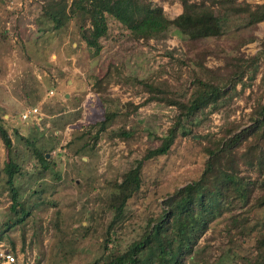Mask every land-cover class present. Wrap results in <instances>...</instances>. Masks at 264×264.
<instances>
[{
	"label": "rangeland",
	"instance_id": "374dc122",
	"mask_svg": "<svg viewBox=\"0 0 264 264\" xmlns=\"http://www.w3.org/2000/svg\"><path fill=\"white\" fill-rule=\"evenodd\" d=\"M51 1L0 0V117L11 132L18 131L33 142L29 146L13 135V158L23 167L24 173L16 181L22 200L38 204L24 226L5 233L0 251L12 254L14 264H95L105 252L102 223L112 217L102 200L113 182L143 159L147 150L160 146L155 138L168 131L176 110L158 103L142 105L131 117L128 128L138 131L129 143L102 138L90 150L88 138L83 136L104 119L107 106L118 100L139 105L147 99V94H138L136 78L169 76L173 85L180 87L174 77L179 72L176 60L193 48L183 44L174 30L165 38L142 35L135 39L110 17L109 37L95 56L81 40L74 21L57 33L38 31L36 14ZM154 1L171 18L182 12L177 0ZM248 1L259 4L264 0ZM256 36L257 41L241 50L249 57L260 50L264 23ZM199 56L208 68L223 65L207 46ZM181 69L183 82L188 69ZM260 102H264V61L251 68L244 83L237 84L230 107L195 129L197 141L179 138L169 155L144 163L143 187L129 201L124 229L119 232L121 250L143 234L148 219L161 213L170 193L199 178L205 163L203 146L232 123L247 120L251 108ZM31 107L39 109L43 120L22 121L23 112ZM35 150L51 160L48 172L40 169ZM5 161L7 151L0 139V230L10 216L11 205L2 172ZM33 190L43 193L30 197ZM90 219L91 229L83 230L81 226L90 225ZM223 227H215L200 242L202 248L209 245L207 254L213 261L224 247ZM108 246L113 248L112 243Z\"/></svg>",
	"mask_w": 264,
	"mask_h": 264
},
{
	"label": "trees",
	"instance_id": "16d2710c",
	"mask_svg": "<svg viewBox=\"0 0 264 264\" xmlns=\"http://www.w3.org/2000/svg\"><path fill=\"white\" fill-rule=\"evenodd\" d=\"M177 1L182 12L174 18L154 0H52L36 14L35 24L41 34L57 33L74 21L81 40L95 56L100 55L109 37L110 17L135 39L142 35L165 38L174 30L183 44L193 48L176 60L179 72L182 67L188 69V78L183 82V73L175 72L180 87L173 85L169 76L136 78L138 94H147V99L139 105L118 100L107 106L104 119L83 136L88 138L86 147L90 150L102 138L129 143L138 131L128 128L131 117L142 105L158 103L176 110L171 127L161 138H155L160 146L147 150L143 159L113 182L102 200L112 217L102 223L105 252L95 264H264V102L251 108L247 120L232 123L203 146L205 163L199 178L170 193L162 203L161 213L148 219L143 234L125 250L120 248L118 236L124 229L127 206L143 187L144 163L169 155L179 138L197 141L195 129L230 107L237 84L244 83L251 68L264 61V40L256 54L249 57L241 52L246 44L259 39L256 32L264 23V1ZM206 46L223 61L222 66L211 69L205 65L199 51ZM5 124L0 117V139L7 151L2 172L11 205L10 216L0 230V241L13 227L24 226L38 207L30 199L22 200L16 184L24 172L13 158V135L29 146L33 142L18 131L11 132ZM35 154L40 169L48 172L51 160H47V154L40 150ZM42 193L43 190H33L30 197ZM56 213L60 221L61 211ZM90 222L82 229L90 230L93 221ZM220 225H224L225 243L220 257L213 261V256L207 254L209 245L202 248L200 242ZM110 243L113 248H109Z\"/></svg>",
	"mask_w": 264,
	"mask_h": 264
},
{
	"label": "built area",
	"instance_id": "2783aa9c",
	"mask_svg": "<svg viewBox=\"0 0 264 264\" xmlns=\"http://www.w3.org/2000/svg\"><path fill=\"white\" fill-rule=\"evenodd\" d=\"M38 115L39 110L37 108H29L23 112L21 119L22 121H28L33 118L35 121H39V119L37 118ZM0 261V264H14L16 262V259L10 253L6 251H0Z\"/></svg>",
	"mask_w": 264,
	"mask_h": 264
},
{
	"label": "crops",
	"instance_id": "0c3cea01",
	"mask_svg": "<svg viewBox=\"0 0 264 264\" xmlns=\"http://www.w3.org/2000/svg\"><path fill=\"white\" fill-rule=\"evenodd\" d=\"M31 108H37V107H31ZM30 108V109H31ZM29 109V108H28ZM38 109V108H37ZM39 110V109H38ZM40 117V120H43V115L39 112V115L37 116V118L39 119ZM33 119V118H32Z\"/></svg>",
	"mask_w": 264,
	"mask_h": 264
}]
</instances>
